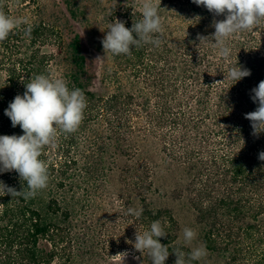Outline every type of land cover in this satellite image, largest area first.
<instances>
[{"label": "trees", "instance_id": "1", "mask_svg": "<svg viewBox=\"0 0 264 264\" xmlns=\"http://www.w3.org/2000/svg\"><path fill=\"white\" fill-rule=\"evenodd\" d=\"M160 7L162 22L171 8V45L163 26V33L156 34L163 41L159 47L142 44L131 55L110 54L112 69L100 80L106 91L99 93L80 34L72 32L65 42L57 26L41 18L40 0H0V11L13 18L21 19L28 9L39 14L0 42V135H23L19 125L12 127L5 109L36 75L63 78L87 100L78 129L59 133L56 145L42 151L47 187L31 198L0 196V264H68L62 251L71 242L83 199L115 175L125 186L121 195L134 198L143 210L136 217L140 233L156 220L168 233L158 238L170 253L165 264H175L178 248L187 261L191 249L179 240L174 210L151 204L158 163L141 153L147 146L137 135L142 130L159 141L160 151L170 158L165 157L164 165L170 164L171 172L185 182L186 189L174 194H186L207 251L221 264H264V161L258 158L264 132L254 136L245 118L258 107L251 90L264 80V20L229 38L231 54L225 59L210 41L200 43L197 36L214 34L213 20H224L226 14L214 16L192 0H161ZM106 18L107 26L120 20L131 29L142 12L121 5ZM46 47L57 48L59 56ZM59 57L67 70L56 76ZM237 64L251 75L236 83L224 80ZM120 161L125 162L121 169ZM0 181L27 190L15 170L0 173Z\"/></svg>", "mask_w": 264, "mask_h": 264}, {"label": "clouds", "instance_id": "2", "mask_svg": "<svg viewBox=\"0 0 264 264\" xmlns=\"http://www.w3.org/2000/svg\"><path fill=\"white\" fill-rule=\"evenodd\" d=\"M192 2L205 7L214 16L226 14L224 20H213L211 26L215 29L214 34L209 37L199 34L197 36L200 43L210 41L212 47L218 50V55L225 59L231 54V48L227 43L229 38L253 29L264 20V0H192ZM160 3L161 0L158 2L140 0L142 19L134 22L131 29L125 27V22L120 20L110 23L109 31L101 41L105 54L131 55L133 48H138L142 44L159 47L163 42L161 36L156 35L163 33ZM199 19L197 16L194 20ZM21 24H28V21L13 18L0 11V42L6 40ZM30 33L29 24L25 34ZM250 75L249 69L237 64L228 70L224 80L236 83ZM25 88L23 95H16L5 109V115L10 118L12 127L19 125L23 135H0V173L15 170L20 180L26 183L27 190L22 188L21 191H17L0 181V196L10 194L12 197L31 198L39 190L47 187L48 165L40 159L42 151L46 146L56 145L59 133L75 132L83 120L87 107L83 91L79 88L69 89L68 82L63 78L39 74L25 84ZM251 91L253 93L251 99L258 107L255 111L245 114V118L251 121L252 134L258 136L264 132V80ZM258 158L264 161V151L259 153ZM142 211L128 209V213L136 217L141 216ZM167 234L159 220L153 221L148 230L143 233L136 232L133 247L143 255L146 253L151 264H165L170 253L168 246L162 245L158 238L166 237ZM196 237L194 229L189 227L183 229V241L186 245H191ZM174 254L175 264H189L190 261H199L206 257L207 249L205 246L192 247L187 253V261L186 254L181 249H176ZM117 255L122 258L123 264L129 253L125 251Z\"/></svg>", "mask_w": 264, "mask_h": 264}, {"label": "rangeland", "instance_id": "3", "mask_svg": "<svg viewBox=\"0 0 264 264\" xmlns=\"http://www.w3.org/2000/svg\"><path fill=\"white\" fill-rule=\"evenodd\" d=\"M69 2L76 12V18L72 16L67 6V0H40L41 18L47 23L56 25L63 34L65 42L69 41L72 32L81 35L87 66L89 71L97 77L94 89L99 93H104L106 89L100 80L105 71L112 69L110 54H105L101 43L108 31V26L105 23L106 17L112 9L121 5L123 7L132 5L141 10L140 0H69ZM35 14L32 9H28L23 12L21 20L32 22L36 17L39 18V14ZM165 18L163 26L167 29L166 35L170 39L171 45V8L164 14ZM173 30L175 29L173 28ZM44 50L58 54L57 56L60 54L55 47H46ZM98 57L102 59L97 60ZM59 61H61L58 62L59 66L54 67L56 76H60L67 70V63L60 57ZM140 122L141 126L145 125L144 120ZM143 131L137 132L140 144L147 145L142 148L141 153H144L145 159L152 157L153 161L158 163L152 206L174 210L180 227L179 240L187 248L204 246L201 231L195 225V219L186 201V194H182L183 199L179 197L180 192L174 194L175 189H180L182 192L186 189L185 182L183 179L179 180L176 173L171 172L170 164L164 165L165 157L168 160L170 158L160 151L159 141L155 138L150 139L151 137H148ZM146 139H150L147 144ZM124 164L125 162L120 161L119 169ZM115 176L107 186H99L98 190H93L92 195L83 199L84 201L74 218L71 242L69 241L70 243H67L62 251L66 263L122 264V258L117 254L127 251L129 255L123 260V264H151L146 253L143 255L133 247L135 234L140 231L136 216L129 214L128 209H138L139 202H133L130 196L123 197L121 195L125 186L122 184L121 178ZM183 200L186 201L188 207ZM185 227L192 228L197 233V237L191 245H186L183 241ZM134 257H139V259ZM199 264H221V261L207 251V256L199 260Z\"/></svg>", "mask_w": 264, "mask_h": 264}]
</instances>
